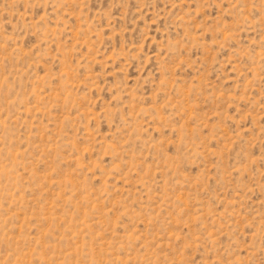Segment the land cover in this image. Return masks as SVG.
I'll list each match as a JSON object with an SVG mask.
<instances>
[{"label":"rangeland","instance_id":"rangeland-1","mask_svg":"<svg viewBox=\"0 0 264 264\" xmlns=\"http://www.w3.org/2000/svg\"><path fill=\"white\" fill-rule=\"evenodd\" d=\"M0 264H264V0H0Z\"/></svg>","mask_w":264,"mask_h":264}]
</instances>
